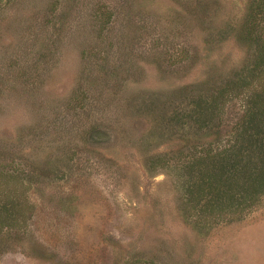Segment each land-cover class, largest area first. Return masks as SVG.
<instances>
[{"label": "rangeland", "instance_id": "374dc122", "mask_svg": "<svg viewBox=\"0 0 264 264\" xmlns=\"http://www.w3.org/2000/svg\"><path fill=\"white\" fill-rule=\"evenodd\" d=\"M250 1L0 0V264H264V194L206 220L188 192L263 86L194 122L255 55Z\"/></svg>", "mask_w": 264, "mask_h": 264}, {"label": "trees", "instance_id": "16d2710c", "mask_svg": "<svg viewBox=\"0 0 264 264\" xmlns=\"http://www.w3.org/2000/svg\"><path fill=\"white\" fill-rule=\"evenodd\" d=\"M240 37L253 45L255 55L233 79L210 94V101L206 97L194 100L193 120L200 128L208 127L218 117L231 91L239 94L240 89L251 85L248 82L257 71L264 70V0L250 1ZM190 155L194 161L187 164L191 171L198 169V179L190 180L189 200L200 204L201 217L207 220L210 216L220 218L223 213L238 215L257 205L264 194V82L247 96L240 120L220 148L211 143L197 150L195 145Z\"/></svg>", "mask_w": 264, "mask_h": 264}]
</instances>
